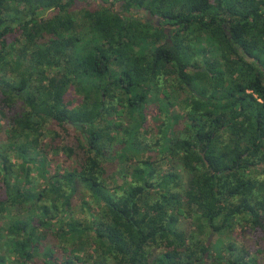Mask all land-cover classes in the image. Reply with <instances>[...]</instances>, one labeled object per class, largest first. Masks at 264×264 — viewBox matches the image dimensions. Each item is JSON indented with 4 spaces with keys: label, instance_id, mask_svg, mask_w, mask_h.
I'll list each match as a JSON object with an SVG mask.
<instances>
[{
    "label": "trees",
    "instance_id": "1",
    "mask_svg": "<svg viewBox=\"0 0 264 264\" xmlns=\"http://www.w3.org/2000/svg\"><path fill=\"white\" fill-rule=\"evenodd\" d=\"M238 224L264 240V0H0V264H260Z\"/></svg>",
    "mask_w": 264,
    "mask_h": 264
},
{
    "label": "rangeland",
    "instance_id": "2",
    "mask_svg": "<svg viewBox=\"0 0 264 264\" xmlns=\"http://www.w3.org/2000/svg\"><path fill=\"white\" fill-rule=\"evenodd\" d=\"M86 4H81L78 6V11L80 8H83L85 7ZM77 11V10H76ZM44 16H46V19L49 20L51 19L54 15H50V13L48 14H44ZM80 15V14H79ZM23 17V18H22ZM10 23L12 25H14L15 27L19 25V23L22 21H24V16H18V15H14V14H11V16L8 17ZM80 18H78L79 20ZM19 31H17V33L15 32L14 35H11L10 38H9V41L10 43H12L14 40L17 41V45L16 46H19L21 47L22 46V41L21 38H20V34H18ZM26 32H24L25 34ZM23 34V35H24ZM10 60V59H8ZM160 100H163L159 97ZM159 100H156V105L158 103H162V101H159ZM164 102H168V101H164ZM151 106H155V105H151ZM159 106V105H158ZM178 107H175V108H170V109H162L165 113H168L170 114L171 112L174 113V112H178ZM7 120H4V123L6 122ZM8 127V124H6L5 128ZM152 127V125H151ZM156 129V128H155ZM147 138H150V133L147 134ZM152 139V138H151ZM155 139V138H153ZM48 159H49V164H48V174H46L45 176L40 174L39 171L37 169H34V172H33V176L34 178L36 179L37 183L42 185V187L44 188V190H46L47 192V195L51 194V191H52V187L55 186V183L52 179H50L51 176L53 175H61L63 173V170H68L67 168V165L66 163H63L59 158H57V156H53V155H50L48 156ZM168 166L169 164L167 162H163L162 163V169L163 170H167L168 169ZM35 168V166H34ZM123 176V175H122ZM123 178L121 177V175L118 174L117 178L115 179L114 181V185L116 186H120L123 184ZM79 196L75 198L74 200V205L73 207L70 209L69 212H72V210H74V215L75 214H79L80 217H84V216H87V214H83L82 210H81V207L79 205ZM246 229L244 228V224H238L236 226V231H235V234L233 236V241L236 243L237 246L239 247H245L246 249H249L251 250L252 252V255H254L253 259H255V262L257 260V262H260V264H264V240L261 239V236H262V233H259L256 235V237H254V235H247L245 236L243 233ZM264 230V228H263ZM208 241L212 242L213 241V237H207ZM225 240L227 243L231 242V237H225ZM214 254L216 255V253L214 252ZM226 254V253H225ZM249 262H251V260L249 259Z\"/></svg>",
    "mask_w": 264,
    "mask_h": 264
},
{
    "label": "flooded vegetation",
    "instance_id": "3",
    "mask_svg": "<svg viewBox=\"0 0 264 264\" xmlns=\"http://www.w3.org/2000/svg\"><path fill=\"white\" fill-rule=\"evenodd\" d=\"M117 9L119 10V11H122V6H121V4H118L117 5ZM148 13H151L150 11H147V10H145V9H142V10H131V12L130 13H128V14H126L127 16H129V17H133V18H135V19H139V20H142L144 23H147L148 21L152 24V25H154L155 27H159V26H162V27H164L165 28V32H166V34L167 35H169V27H166V26H164V25H162L161 24V21H160V19L159 18H157V17H155L156 19L154 20V19H151V18H148ZM152 14V13H151ZM168 38H169V36H168Z\"/></svg>",
    "mask_w": 264,
    "mask_h": 264
},
{
    "label": "water",
    "instance_id": "4",
    "mask_svg": "<svg viewBox=\"0 0 264 264\" xmlns=\"http://www.w3.org/2000/svg\"><path fill=\"white\" fill-rule=\"evenodd\" d=\"M148 18H151V19H156L151 13H148Z\"/></svg>",
    "mask_w": 264,
    "mask_h": 264
}]
</instances>
